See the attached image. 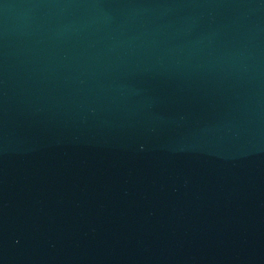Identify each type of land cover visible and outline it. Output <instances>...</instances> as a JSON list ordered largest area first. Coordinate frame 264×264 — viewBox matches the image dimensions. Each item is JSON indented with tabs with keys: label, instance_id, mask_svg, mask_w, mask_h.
I'll use <instances>...</instances> for the list:
<instances>
[{
	"label": "water",
	"instance_id": "water-1",
	"mask_svg": "<svg viewBox=\"0 0 264 264\" xmlns=\"http://www.w3.org/2000/svg\"><path fill=\"white\" fill-rule=\"evenodd\" d=\"M0 264H264V0H0Z\"/></svg>",
	"mask_w": 264,
	"mask_h": 264
}]
</instances>
